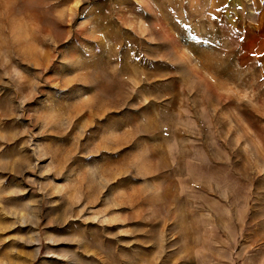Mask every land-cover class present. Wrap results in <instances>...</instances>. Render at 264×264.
<instances>
[{
    "label": "rangeland",
    "instance_id": "rangeland-1",
    "mask_svg": "<svg viewBox=\"0 0 264 264\" xmlns=\"http://www.w3.org/2000/svg\"><path fill=\"white\" fill-rule=\"evenodd\" d=\"M205 6L0 0V264H264V74Z\"/></svg>",
    "mask_w": 264,
    "mask_h": 264
},
{
    "label": "crops",
    "instance_id": "crops-1",
    "mask_svg": "<svg viewBox=\"0 0 264 264\" xmlns=\"http://www.w3.org/2000/svg\"><path fill=\"white\" fill-rule=\"evenodd\" d=\"M205 9L217 11L218 17L231 19L238 31V41L247 42L250 65L264 74V0H206ZM232 11L228 17L225 11Z\"/></svg>",
    "mask_w": 264,
    "mask_h": 264
}]
</instances>
